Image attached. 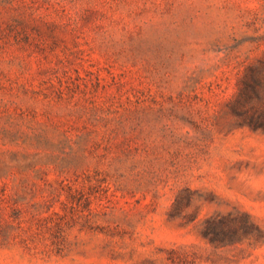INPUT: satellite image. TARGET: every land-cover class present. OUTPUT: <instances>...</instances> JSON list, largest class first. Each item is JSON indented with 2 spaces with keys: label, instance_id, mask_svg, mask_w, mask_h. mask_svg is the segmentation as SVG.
Listing matches in <instances>:
<instances>
[{
  "label": "rangeland",
  "instance_id": "1",
  "mask_svg": "<svg viewBox=\"0 0 264 264\" xmlns=\"http://www.w3.org/2000/svg\"><path fill=\"white\" fill-rule=\"evenodd\" d=\"M0 264H264V0H0Z\"/></svg>",
  "mask_w": 264,
  "mask_h": 264
},
{
  "label": "trees",
  "instance_id": "2",
  "mask_svg": "<svg viewBox=\"0 0 264 264\" xmlns=\"http://www.w3.org/2000/svg\"><path fill=\"white\" fill-rule=\"evenodd\" d=\"M256 121H258V120H256ZM257 123V122H256Z\"/></svg>",
  "mask_w": 264,
  "mask_h": 264
}]
</instances>
